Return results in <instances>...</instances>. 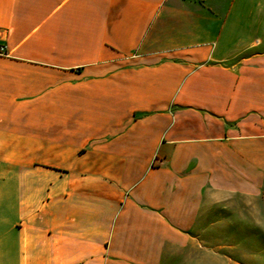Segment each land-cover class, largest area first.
<instances>
[{
    "label": "crops",
    "instance_id": "obj_1",
    "mask_svg": "<svg viewBox=\"0 0 264 264\" xmlns=\"http://www.w3.org/2000/svg\"><path fill=\"white\" fill-rule=\"evenodd\" d=\"M2 47L0 264H166L264 195V0H0Z\"/></svg>",
    "mask_w": 264,
    "mask_h": 264
},
{
    "label": "rangeland",
    "instance_id": "obj_2",
    "mask_svg": "<svg viewBox=\"0 0 264 264\" xmlns=\"http://www.w3.org/2000/svg\"><path fill=\"white\" fill-rule=\"evenodd\" d=\"M166 264H264V195L208 205L190 246L170 253Z\"/></svg>",
    "mask_w": 264,
    "mask_h": 264
},
{
    "label": "built area",
    "instance_id": "obj_3",
    "mask_svg": "<svg viewBox=\"0 0 264 264\" xmlns=\"http://www.w3.org/2000/svg\"><path fill=\"white\" fill-rule=\"evenodd\" d=\"M5 51H6V47H2V48H0V55H1V54H5Z\"/></svg>",
    "mask_w": 264,
    "mask_h": 264
}]
</instances>
